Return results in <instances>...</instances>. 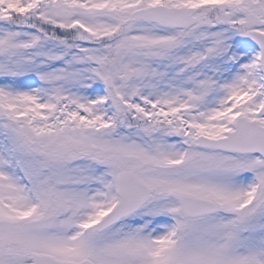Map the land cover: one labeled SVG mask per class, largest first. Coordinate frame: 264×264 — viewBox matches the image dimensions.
<instances>
[{
    "label": "snow or ice",
    "instance_id": "1",
    "mask_svg": "<svg viewBox=\"0 0 264 264\" xmlns=\"http://www.w3.org/2000/svg\"><path fill=\"white\" fill-rule=\"evenodd\" d=\"M0 264H264V0H0Z\"/></svg>",
    "mask_w": 264,
    "mask_h": 264
}]
</instances>
